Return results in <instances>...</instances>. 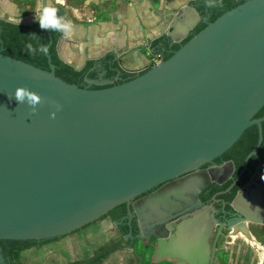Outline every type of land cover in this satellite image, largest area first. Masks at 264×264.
I'll return each instance as SVG.
<instances>
[{
    "label": "water",
    "instance_id": "95a60500",
    "mask_svg": "<svg viewBox=\"0 0 264 264\" xmlns=\"http://www.w3.org/2000/svg\"><path fill=\"white\" fill-rule=\"evenodd\" d=\"M201 22L206 26L181 43ZM166 35L180 48L119 84L90 78L87 86L71 83L56 74L49 54L47 70L0 51V241L62 237L134 201L136 237L158 238L155 261L177 256L201 264L207 235L195 225L205 213L183 221L177 236L165 224L199 206L198 194L209 181L201 167L253 125L259 142L246 164L258 154L264 0H245L214 21L194 3L184 4ZM18 86L43 98L34 114L16 101ZM114 227L120 241L74 264H89L124 242ZM0 264H7L1 245Z\"/></svg>",
    "mask_w": 264,
    "mask_h": 264
},
{
    "label": "flooded vegetation",
    "instance_id": "af4514ba",
    "mask_svg": "<svg viewBox=\"0 0 264 264\" xmlns=\"http://www.w3.org/2000/svg\"><path fill=\"white\" fill-rule=\"evenodd\" d=\"M194 4L201 12V15L207 17L209 21L212 12L218 11L219 8L223 6L220 0H197ZM5 21L17 23L10 20ZM35 21L36 20H34V22ZM200 24L201 23L196 26L190 35L196 33ZM1 31L2 28L0 27V34ZM164 36L167 35L164 34ZM167 40V44L162 46L160 51H158L162 53L163 59H165L167 54L172 55L173 51L176 50L175 47L177 44L181 45V43L184 42L183 40L181 43H172L169 38ZM0 51H3L1 40ZM96 69L98 70L96 80L104 79L105 72L102 69V65L98 64ZM112 81L115 83L119 80L114 78ZM80 85L87 86L88 84L86 81H82ZM92 86L93 85L90 87ZM228 151L201 167L203 174L209 175V181L206 187L198 194L197 201L199 206L180 215L173 221H170V223L165 224V226H171V228H169V233L173 234V236H177V227L181 226L183 221L193 218L198 212L205 213L206 216L203 222L195 225L201 226V231H199L201 236L204 237L207 235L208 245L202 254L201 264H263L264 180H261V175L264 174V159L261 158L256 162L250 158L247 164L245 160L243 166H241V161L228 157L234 154L233 151L228 154ZM155 189L156 188L142 194L140 197L149 194ZM133 202L130 208L126 203L121 204L109 211L108 214L104 215L98 221L77 230L80 231L88 226L107 221L108 226H105V231H113L115 235V238L111 239L106 245L98 248V250L89 257L94 256L109 245L121 240V236L116 232L114 226H117V230L126 238L124 242L117 244L111 251L101 255L89 264H113V262L117 261V263L121 264V262H119L123 259L121 252L126 254L129 251L135 250L136 244L140 240L144 241L136 237L140 229L138 217L133 211ZM242 210H247L250 216L244 214ZM130 211L132 214H130ZM113 222H115V225ZM128 235H130V237L127 238L126 236ZM58 238L49 239L46 242H39L33 246H41ZM191 241H194V239H191ZM191 241L190 244H192ZM1 242L2 246H8L6 240H1ZM144 242L146 245L153 243L154 254L157 248L158 238L154 235H150L148 241ZM6 260L7 264H11L9 257H6ZM166 261L170 264H189L188 261H183L177 256H172L169 259L166 258L159 261L158 264ZM16 264L22 263L16 261Z\"/></svg>",
    "mask_w": 264,
    "mask_h": 264
},
{
    "label": "crops",
    "instance_id": "0c3cea01",
    "mask_svg": "<svg viewBox=\"0 0 264 264\" xmlns=\"http://www.w3.org/2000/svg\"><path fill=\"white\" fill-rule=\"evenodd\" d=\"M76 1L82 5L89 4L92 9L80 12L81 9L73 8L72 17L61 11L62 17L72 21L75 32L70 39L63 35L60 38L57 46L60 58L81 69L88 60L114 54L122 71L137 73L152 65V59L145 58L144 53H148L143 47L148 49L154 39L166 34L165 27L161 25L162 13L165 16L173 14L172 19L181 6L197 0ZM110 3L116 6L113 8ZM92 18L94 22L90 21ZM150 48L154 51L153 47Z\"/></svg>",
    "mask_w": 264,
    "mask_h": 264
},
{
    "label": "trees",
    "instance_id": "16d2710c",
    "mask_svg": "<svg viewBox=\"0 0 264 264\" xmlns=\"http://www.w3.org/2000/svg\"><path fill=\"white\" fill-rule=\"evenodd\" d=\"M245 0H223L222 8H219L218 11L212 12L210 21L216 20L222 13L234 8L235 6L243 3ZM206 26V23L201 22L200 26L197 28V31H200ZM0 27L2 28L0 34V40L3 46L2 53L12 56L14 58L23 60L37 67L49 70V61L48 54L51 56L52 63L56 66V74L63 78L64 80L81 84L82 81H85L86 78L97 79L98 70L96 66L98 64L102 65V69L104 70V79L112 80L116 78V76H120V80L115 82L114 84L123 83L125 81H129L135 78L138 74L136 73H127L122 71L119 66V62L116 59L114 54H107L105 57H102L97 60H88L86 64L81 69H76L74 66L66 63L60 58L57 46L60 38L62 37V33L60 32H52L50 30H43L39 27V22L35 21L30 24L26 23H12L7 22L5 20L0 19ZM35 33L37 35L36 39H32L31 34ZM195 34V33H194ZM193 34V35H194ZM193 35L187 37L183 43L187 42ZM170 37L168 36H160L152 41V46L155 51H160L162 46L166 45ZM37 41L41 44H47L49 51L47 54H41L37 52L35 55H30L25 45L31 42L34 46L38 47ZM176 50L180 48V44L176 45ZM171 54H167L165 59H168ZM152 66V65H151ZM150 66V67H151ZM149 67V68H150ZM148 68V69H149ZM148 69L140 72L139 74L144 73ZM109 85H93L91 88H103L111 86ZM264 116V106L263 108L256 114L255 118H260ZM259 142V128L257 125H253L249 127L241 138L233 145V147L227 152L228 154L233 151V155L228 156L229 158H233L235 160L241 161V166H243L246 157L249 153H251ZM261 158L264 159V122H263V141L260 144L258 154L251 157L253 161H259ZM8 246H2L1 241L0 245L3 250V254L5 257L10 258L11 264H16V261H19L21 251L32 247L34 244L39 242L36 241H23V240H6ZM45 242L47 240H44ZM41 241V242H44ZM146 253L144 251L139 252V256L141 257L140 264H150ZM163 264V263H162Z\"/></svg>",
    "mask_w": 264,
    "mask_h": 264
},
{
    "label": "rangeland",
    "instance_id": "374dc122",
    "mask_svg": "<svg viewBox=\"0 0 264 264\" xmlns=\"http://www.w3.org/2000/svg\"><path fill=\"white\" fill-rule=\"evenodd\" d=\"M36 4L37 0H0V19L14 22H18L20 20V23L34 22V20H36L34 19ZM48 4L57 7L58 13L63 11L70 17H72L73 8L81 9L80 12L92 9V6L89 4L82 5L76 0H63L62 4L59 3L58 0H48ZM110 5L113 8L116 6L114 3H110ZM162 14L161 25L163 24L167 30L173 14L166 16L164 13ZM110 17L112 18V16ZM110 17L107 18L109 19ZM81 21L87 23V20L82 19ZM90 21L94 22V18L90 19ZM146 46L148 47L149 45ZM150 47H153L152 44L148 47V49L143 47L144 51L149 55L148 56L144 53L147 60L150 58L153 60L155 54L158 52L155 50L153 51ZM105 226H108L107 221L88 226L87 228L75 233H70L56 240L47 242L43 246H32L21 251L19 261L22 264H29L30 261L34 262H32V264L76 263L89 257L95 253L98 248L106 245L111 239L115 238L112 230V232L105 231ZM141 250L147 254L146 257L150 264H158V262L152 257L153 243L146 245L142 240L136 244L135 250L129 251L126 254L121 252L123 259L122 261L120 259L118 260H120L119 262H121V264H140L141 257L139 256V252ZM117 262H113V264H119ZM163 264L170 263L166 261Z\"/></svg>",
    "mask_w": 264,
    "mask_h": 264
},
{
    "label": "clouds",
    "instance_id": "9594fccd",
    "mask_svg": "<svg viewBox=\"0 0 264 264\" xmlns=\"http://www.w3.org/2000/svg\"><path fill=\"white\" fill-rule=\"evenodd\" d=\"M59 3H63V0H58ZM34 19L38 20L39 27L43 30H50L52 32L62 33L64 38L70 39L74 32L75 26L71 20L65 19L62 16L58 15L57 7L47 4L45 0H37L35 17ZM19 20L17 23L19 24ZM32 39H36L37 35L35 33L31 34ZM38 47L34 46L31 42L25 45L27 52L30 55H35L37 52L41 54H47L49 51L47 44H41L37 41ZM9 100L13 98L12 95H9ZM14 97L17 102L20 104L27 103L30 106L31 113L37 111V105L43 102V98L35 91L30 90L26 86H18L15 89ZM52 103H55L54 101ZM56 110L60 109V105L56 104ZM52 118H55L56 111L50 113ZM255 156V153L252 154ZM261 180H264V174L261 175Z\"/></svg>",
    "mask_w": 264,
    "mask_h": 264
},
{
    "label": "built area",
    "instance_id": "2783aa9c",
    "mask_svg": "<svg viewBox=\"0 0 264 264\" xmlns=\"http://www.w3.org/2000/svg\"><path fill=\"white\" fill-rule=\"evenodd\" d=\"M161 60H163L162 53L157 52V53L155 54V57H154L153 60H152V64H157V63H159Z\"/></svg>",
    "mask_w": 264,
    "mask_h": 264
}]
</instances>
